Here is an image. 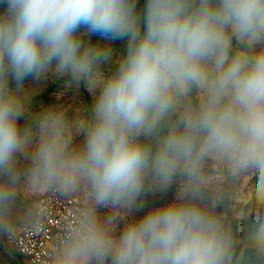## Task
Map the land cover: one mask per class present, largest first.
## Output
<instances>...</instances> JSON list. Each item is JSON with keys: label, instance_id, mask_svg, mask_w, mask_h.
I'll list each match as a JSON object with an SVG mask.
<instances>
[{"label": "clouds", "instance_id": "clouds-1", "mask_svg": "<svg viewBox=\"0 0 264 264\" xmlns=\"http://www.w3.org/2000/svg\"><path fill=\"white\" fill-rule=\"evenodd\" d=\"M0 7V238L15 237L22 184L64 196L83 186L88 204L53 264H264V0H145L142 9L138 0H0ZM82 30L125 49L114 58ZM106 64L115 67L106 73ZM49 76L87 89L82 142L60 109L29 116L24 82ZM193 92L198 103L185 104ZM209 158L232 177L254 178L261 211L246 249L237 250L214 211ZM156 192L163 197L137 217Z\"/></svg>", "mask_w": 264, "mask_h": 264}, {"label": "rangeland", "instance_id": "rangeland-1", "mask_svg": "<svg viewBox=\"0 0 264 264\" xmlns=\"http://www.w3.org/2000/svg\"><path fill=\"white\" fill-rule=\"evenodd\" d=\"M145 0H138V8L142 9ZM3 7H0V13ZM83 39L92 44L110 47L114 58L121 54L126 46V42L113 40L99 35L83 31ZM235 46V42H234ZM115 67L114 64L103 66L104 72H110ZM10 87L15 89V84L10 83ZM24 90L29 92V116L40 113L49 108H57L65 113L69 125L77 129V141H83V133L80 131L83 118L87 116L84 106L90 103V96L87 89L81 86L79 89L69 85L68 78H56L49 76L40 81L28 78L24 82ZM185 104L195 105L198 103V97L195 92L184 101ZM29 116L19 121L21 126L30 122ZM34 132L36 130L34 129ZM34 139H38V132ZM23 167L28 166V161L21 162ZM204 174L208 182L207 191L217 199V206L214 209L217 215H220L226 227H228L237 239V250L246 249L248 245V235L253 226L255 217L260 209H257L253 200L254 178L251 174L232 177L228 174L226 166L215 159L209 158L204 165ZM175 186L167 193L166 199H172ZM44 194L43 191L28 192L24 190L23 184L18 190L16 205L13 208L11 220L17 228L28 222L31 218L33 208L37 200ZM77 195L81 198L83 205L88 204L87 190L81 186L75 193L64 197ZM163 197L162 193L156 192L145 200L143 211L135 213L137 217L142 216L157 198ZM97 213L101 216L108 213V209L99 208ZM243 255V253H241ZM0 264H27L25 259L19 255L12 247L11 240L0 238ZM244 264H248L245 259Z\"/></svg>", "mask_w": 264, "mask_h": 264}, {"label": "built area", "instance_id": "built-area-1", "mask_svg": "<svg viewBox=\"0 0 264 264\" xmlns=\"http://www.w3.org/2000/svg\"><path fill=\"white\" fill-rule=\"evenodd\" d=\"M84 207L77 195L44 192L34 205L31 219L17 228L12 247L27 264H53L56 248Z\"/></svg>", "mask_w": 264, "mask_h": 264}, {"label": "crops", "instance_id": "crops-1", "mask_svg": "<svg viewBox=\"0 0 264 264\" xmlns=\"http://www.w3.org/2000/svg\"><path fill=\"white\" fill-rule=\"evenodd\" d=\"M32 216V215H31ZM31 219V218H30ZM26 223V222H25Z\"/></svg>", "mask_w": 264, "mask_h": 264}]
</instances>
